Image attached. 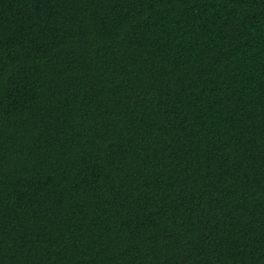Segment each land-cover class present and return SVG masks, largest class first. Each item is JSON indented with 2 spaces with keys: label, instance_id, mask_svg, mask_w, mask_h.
I'll return each mask as SVG.
<instances>
[{
  "label": "trees",
  "instance_id": "trees-1",
  "mask_svg": "<svg viewBox=\"0 0 264 264\" xmlns=\"http://www.w3.org/2000/svg\"><path fill=\"white\" fill-rule=\"evenodd\" d=\"M0 264H264V0H0Z\"/></svg>",
  "mask_w": 264,
  "mask_h": 264
}]
</instances>
